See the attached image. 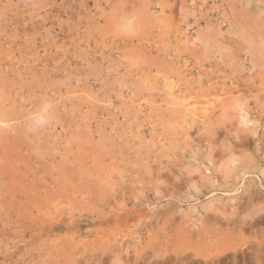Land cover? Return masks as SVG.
<instances>
[{
    "label": "rangeland",
    "instance_id": "1",
    "mask_svg": "<svg viewBox=\"0 0 264 264\" xmlns=\"http://www.w3.org/2000/svg\"><path fill=\"white\" fill-rule=\"evenodd\" d=\"M0 119V264H264V0H0Z\"/></svg>",
    "mask_w": 264,
    "mask_h": 264
},
{
    "label": "bare ground",
    "instance_id": "2",
    "mask_svg": "<svg viewBox=\"0 0 264 264\" xmlns=\"http://www.w3.org/2000/svg\"><path fill=\"white\" fill-rule=\"evenodd\" d=\"M185 63H186V62H185ZM219 87H220V86H219ZM221 89H222V87H221ZM236 91H237V90H236ZM1 93H2V92H1ZM181 94H182V93H181ZM222 94H223V93H222ZM227 94H228V93H227ZM212 95H213V94H212ZM183 96H184V95H183ZM13 97H14V96H13ZM213 97H214V96H213ZM217 97H219V96H216L215 99H218ZM11 99H12V98H11ZM181 99H182V98H181ZM12 100H13V99H12ZM179 100H180V99H179ZM26 101H27V100H26ZM218 102H219V101H218ZM190 105H191V104H190ZM27 106H29V105H27ZM25 111H26V110H25ZM214 111H215V110H214ZM26 113H28V112H26ZM184 113H185V112H184ZM4 114H5V113H4ZM187 114H188V113H187ZM1 115H3V114H1ZM10 115H11V114H10ZM26 115H28V114H26ZM3 116H4V115H3ZM3 116H2V117H3ZM5 116H6V115H5ZM8 116H9V114H8ZM11 116H12V115H11ZM11 116H10V117H11ZM10 117H9V118H10ZM13 117H14V115H13ZM5 118H6V117H5ZM11 118H12V117H11ZM11 118H10V119H11ZM207 119H208V118H207ZM0 120H1V119H0ZM6 120H7V118H6ZM208 120L210 121V119H208ZM3 121H4V118H3ZM12 121H13V120H12ZM4 122H5V123H8L9 121H8V122L4 121ZM30 122H31V121H30ZM15 130H16V129H15ZM0 131H1V130H0ZM14 149H15V148H14ZM10 164H11V163H10ZM128 215H130V214H128ZM124 216H125V215H124Z\"/></svg>",
    "mask_w": 264,
    "mask_h": 264
}]
</instances>
